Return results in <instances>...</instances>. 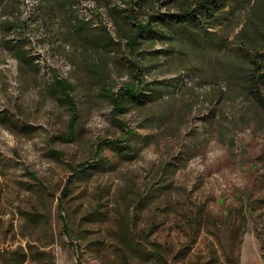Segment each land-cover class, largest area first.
<instances>
[{
    "label": "rangeland",
    "instance_id": "1",
    "mask_svg": "<svg viewBox=\"0 0 264 264\" xmlns=\"http://www.w3.org/2000/svg\"><path fill=\"white\" fill-rule=\"evenodd\" d=\"M42 6V1L38 6L26 2L24 9L13 4L5 17L31 23L38 52L33 54L40 57L34 63L43 66L50 59L55 76L21 65L0 35V115L10 113L21 128L12 132L0 126V264L28 247L38 259L27 264H50V259L55 264H264V115L247 99L229 98L223 81L196 79L194 53L183 63L192 75L176 96L117 117L141 135L133 141L135 159L125 161L108 147L103 168H91L89 175L71 182L64 206L72 234L79 238L78 257L58 223V203L70 177L67 165L92 161L99 139L117 140L125 133L113 121L112 106L99 96L101 87L93 83L97 77L89 73L104 58L85 55L68 21L45 17ZM100 15L111 23L104 9ZM247 19L243 14L232 24L230 46L239 44L234 35ZM115 53L104 59V81L116 91L134 80L128 52ZM144 66L152 69L146 81L187 72L179 62L158 64L150 57ZM58 78L75 87L80 120L73 143H51L68 132L70 118L48 92ZM52 151L62 152L63 158ZM49 207L54 245L45 225L30 221ZM124 228L146 252L128 246ZM150 250L162 257L148 256Z\"/></svg>",
    "mask_w": 264,
    "mask_h": 264
},
{
    "label": "trees",
    "instance_id": "2",
    "mask_svg": "<svg viewBox=\"0 0 264 264\" xmlns=\"http://www.w3.org/2000/svg\"><path fill=\"white\" fill-rule=\"evenodd\" d=\"M26 1L0 0V35L6 37L3 46L14 52L21 65L35 73L48 71L55 76L53 73L56 70L50 59H46L43 66L40 62L34 63V60L40 57L33 54L38 52L30 37L31 23L23 19L19 22L6 21L5 14L10 5L14 4L24 9ZM41 1L43 6L40 11L44 12L45 17L62 16L68 21L71 37L76 47L85 55L93 53L106 59L111 54L116 55V51L121 52L125 49L129 55L128 64L134 80L122 84L115 91L104 81L107 69L104 59H101L103 63L100 68L89 70L92 76L97 77L93 83L101 87L99 96L112 106L113 121L124 131L125 136L117 140L99 139L92 161H84L75 166L67 165L70 177L58 203V223L61 226V234L80 258L82 252L79 238L76 239L72 234L70 215L64 206L71 182L89 175L91 168H103L105 160L102 155L108 147L125 161L135 159L138 150L134 148L133 141L141 140V135L117 117L128 113L131 108L154 105L166 97L176 96L186 84L185 80L190 79L188 74L192 75L193 70L183 65L187 63V56L194 53L196 63L199 64L194 68L196 79L202 76V81L206 77L223 81L227 85L229 98L247 99L259 115H264V0H86L104 9L114 28V36L104 23L96 27L79 19L73 10L75 0ZM243 14H247L248 17L246 25L234 35V40L239 44L230 46L228 40L232 36L230 31L232 24ZM10 37L11 39H7ZM158 45L162 47L159 50L155 49ZM147 57L155 59L158 64L165 61L175 64L179 62L183 68H187L184 69L187 72L184 71L183 75H178L175 79L146 81L145 78L152 70L144 66ZM201 83L197 84L202 85ZM48 92L70 115L68 132L52 137L51 143L75 142L80 120L78 105L73 96L75 87L68 80L58 78ZM218 92L220 93L216 95L217 100H221L222 90ZM202 98L197 97L198 101ZM0 126L12 132L21 130L20 127H16L14 119L8 112L0 115ZM141 129L147 130L146 127ZM52 154L59 159L64 156L62 152L52 151ZM31 176L41 191L47 193L35 175ZM51 212L52 208H46L43 214L31 215L30 221L38 226L45 225L49 244L54 245L56 234L50 222ZM132 233L128 228L122 231L128 246L135 251L144 252L146 247L135 239ZM33 249L28 247V252L20 248L13 253L15 256L13 260L3 259V264L14 262L27 264L37 261V253L32 251ZM146 254L162 257L156 250H150ZM50 264H55L54 259H50Z\"/></svg>",
    "mask_w": 264,
    "mask_h": 264
},
{
    "label": "bare ground",
    "instance_id": "3",
    "mask_svg": "<svg viewBox=\"0 0 264 264\" xmlns=\"http://www.w3.org/2000/svg\"><path fill=\"white\" fill-rule=\"evenodd\" d=\"M40 1L41 0H32V2H30V0H27L26 2L31 4L34 3L38 6ZM75 1L76 4L73 10L75 15H77L79 19L85 22L92 23V25L96 27L104 23L107 26L108 30H110V32L114 36V28L112 24L110 22L106 24L105 18L104 20H102V17L104 16L103 15L101 16L100 14H102L103 9L98 8L97 5L92 1H86V0H75ZM98 20L101 21V23H98L97 22Z\"/></svg>",
    "mask_w": 264,
    "mask_h": 264
}]
</instances>
